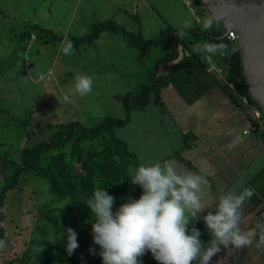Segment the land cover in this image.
<instances>
[{"label": "rangeland", "instance_id": "1", "mask_svg": "<svg viewBox=\"0 0 264 264\" xmlns=\"http://www.w3.org/2000/svg\"><path fill=\"white\" fill-rule=\"evenodd\" d=\"M114 1L115 9L104 7L110 8V15L117 14L113 20L136 33L142 31L145 38H156L161 29L174 24L177 29H203V22L213 17L200 0ZM102 7L100 0H0V189L3 176L10 177L15 166L23 162V150L48 140L59 123L93 126L106 116L121 117L126 109L115 95L136 92L139 81H150V76L138 81L119 78L115 87L106 80L93 81L92 92L81 97L74 92V82L77 75L88 69L84 65L86 59L94 56L92 48L86 50L88 43L77 45L72 41L73 53L64 55L60 47L64 38L46 41L45 34L34 28L30 35L22 37L31 24L53 29L60 35L81 37L97 19L93 10ZM177 12L184 14L182 24L175 22ZM208 29L224 33L215 19ZM182 32L180 43L185 48L179 45L181 53L187 52L189 43L202 40L201 35ZM106 37L103 35L105 39L99 41L108 43ZM201 44L199 50L204 54L207 39L203 38ZM211 45L219 47L215 42ZM170 48L167 43L144 54L160 58ZM192 48L198 49L194 45ZM237 49L238 44L232 42L220 46L213 55V63L207 66L208 71L220 76L214 65L223 68L226 76L228 66L223 56L230 58ZM171 64H161L158 74L169 75ZM176 74L172 72V76ZM48 123L52 126H37ZM122 135V129L115 127L79 143L72 139L42 153L38 167L22 173L19 184L8 191L2 209L4 236L0 240L5 241L6 247L0 249V264H102L100 248L91 234L90 222L95 221V216L87 201L96 188H104L116 198L115 211L129 196L138 199L142 194V189L131 183L138 167L134 157L114 142ZM195 226L202 231L205 241L201 221ZM68 227L77 232L79 243L71 256L66 252ZM90 249H95L96 254ZM142 262L158 264L150 252L142 257Z\"/></svg>", "mask_w": 264, "mask_h": 264}, {"label": "crops", "instance_id": "2", "mask_svg": "<svg viewBox=\"0 0 264 264\" xmlns=\"http://www.w3.org/2000/svg\"><path fill=\"white\" fill-rule=\"evenodd\" d=\"M100 4L103 7L99 11L93 10L97 19L92 24L117 16L109 12L110 8L115 9L117 3L114 0H100ZM107 6L110 8L104 9ZM174 18L177 24H182L185 17L177 12ZM169 26L177 28L175 24ZM117 33L103 31L88 44L86 50L92 48L95 52L93 57L86 59L84 65L88 69L84 74L96 82L106 80L113 87L119 78L138 81L151 77L159 57L144 53L156 47L141 50L123 33ZM103 35H108V43L99 41L105 39ZM226 42L231 43L228 39ZM167 43L171 51L170 41L161 46ZM200 44L189 43L187 52L193 50L201 54L198 50ZM193 45L198 49L192 48ZM214 54L204 52L199 61H172L169 75L172 76V72L177 74L172 79L170 77L172 82L160 90L161 104L152 101L144 108L132 109L130 121L116 128L122 129L123 135L119 138L138 157L139 165L172 161L180 174L195 173L205 177L208 183L201 193L205 213L216 209L221 195L228 192L239 194L250 189L253 195L241 208L239 227L242 232L255 233L252 244L242 249L221 246L212 264H264V246H256L260 233L256 226L264 224V128L254 118L255 104L240 95L235 85L231 88L228 79L208 71L207 66L210 59L213 63ZM139 82L136 92L145 83ZM126 114L121 117L125 118ZM201 224L207 247L210 236L202 220Z\"/></svg>", "mask_w": 264, "mask_h": 264}, {"label": "clouds", "instance_id": "3", "mask_svg": "<svg viewBox=\"0 0 264 264\" xmlns=\"http://www.w3.org/2000/svg\"><path fill=\"white\" fill-rule=\"evenodd\" d=\"M213 23L214 17H208L203 27L208 29ZM60 47L64 55L74 51L73 42L67 37ZM203 47L209 53L218 50L214 45ZM92 90L90 76L75 77L76 94L84 97ZM131 183L138 185L142 194L138 199L129 196L115 211L116 198L104 188H96L87 201L88 209L95 216V221L90 222L91 234L94 244L100 248L102 264H143L142 257L149 252L158 264H194L197 261L212 264L221 246L242 249L252 244L255 233L242 232L239 227L241 208L253 195L250 189L221 195L216 209L205 213L201 193L207 180L195 173H178L172 161L139 165ZM201 220L210 236L207 247L202 231L195 226ZM256 227L260 230L256 245L259 248L264 246V224ZM77 236L74 229L67 228L66 252L69 256L79 247ZM4 247L5 241L0 240V249ZM90 252L96 254L95 249Z\"/></svg>", "mask_w": 264, "mask_h": 264}, {"label": "trees", "instance_id": "4", "mask_svg": "<svg viewBox=\"0 0 264 264\" xmlns=\"http://www.w3.org/2000/svg\"><path fill=\"white\" fill-rule=\"evenodd\" d=\"M1 13L2 11L0 10V14ZM136 19L140 20L139 17ZM31 28L40 29L45 34L46 41L60 40L67 37L77 45H82L84 43L89 44L94 42V40L100 36L101 32L112 31L123 33L136 47L141 50H146L151 46L159 47L167 41L171 42L172 50L157 59L154 69L151 73L150 81L143 83L141 89L137 93L128 91L124 94L115 95V97L121 101L124 109H126L127 116L125 118L106 116L103 120L94 124L93 126H86L80 122H62L58 124L59 128L50 136L48 140H41L35 146L25 148L23 150V162L15 166L13 174L10 177L3 176L2 179L3 184L0 189V239L4 236V227L1 222L4 220V213L2 209L5 204L6 195L8 191L14 189L19 184L20 177L24 171L36 169L38 167V159L42 153H45L52 148L62 147L72 139L79 143L89 137H95L104 131L113 130L115 127L123 126L130 121V112L132 109L144 108L152 101L156 102L157 104H161L159 98L160 90L169 84L170 76L166 74H158L157 68L159 64H168L179 59L200 60L201 54L199 53L190 51L185 53L180 52L179 45L181 44L184 48L185 46L180 43L181 39L178 33H181L182 31H190L194 34H197L198 36L201 35L202 40L199 39L196 42H201L204 38L208 41L207 45H211L213 42H215L221 47L226 45L225 42L226 39H228L227 36H224L223 33L217 32L215 29L209 30L205 28L202 29L200 27L177 29L171 26L161 29L159 35L156 38H145L141 32L136 33L131 31L113 19L95 22L92 28L81 37H77L75 35H60L53 29H48L46 27L40 26L39 24H31L27 30L22 33V37L30 35ZM204 52H207V50L204 49ZM223 58L225 59L224 64L228 66V81L235 85L236 90L240 95L246 96L250 99L253 105L255 104L260 108L259 104L252 98L249 92L242 66L240 51L237 49L230 56V58H227L225 55ZM152 93H154L153 96ZM37 126L42 129L51 127L52 125L48 123L43 126L41 124H37ZM114 142L119 147H121L126 154L134 157L135 164L139 166L138 157L130 151L125 141L114 138ZM198 263L199 262L197 261L195 264Z\"/></svg>", "mask_w": 264, "mask_h": 264}, {"label": "water", "instance_id": "5", "mask_svg": "<svg viewBox=\"0 0 264 264\" xmlns=\"http://www.w3.org/2000/svg\"><path fill=\"white\" fill-rule=\"evenodd\" d=\"M224 29L235 30L249 92L264 111V0H200Z\"/></svg>", "mask_w": 264, "mask_h": 264}, {"label": "built area", "instance_id": "6", "mask_svg": "<svg viewBox=\"0 0 264 264\" xmlns=\"http://www.w3.org/2000/svg\"><path fill=\"white\" fill-rule=\"evenodd\" d=\"M227 38L230 42H233L234 44H238L237 42V33L235 30H232L230 32H228L227 34ZM207 58H209V56H207ZM210 63H211V59H210ZM216 70H218L217 72L220 74V78H223L224 80L227 79V75L224 76V69L223 68H217L216 66L212 65ZM229 86L231 88H234V84L229 82ZM254 112V118L257 122V124H259V126L264 128V111L257 107L255 105V108L253 109Z\"/></svg>", "mask_w": 264, "mask_h": 264}]
</instances>
